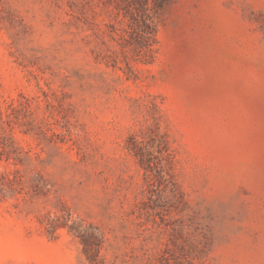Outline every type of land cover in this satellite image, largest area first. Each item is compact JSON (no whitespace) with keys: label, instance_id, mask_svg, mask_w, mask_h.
Here are the masks:
<instances>
[{"label":"rangeland","instance_id":"1","mask_svg":"<svg viewBox=\"0 0 264 264\" xmlns=\"http://www.w3.org/2000/svg\"><path fill=\"white\" fill-rule=\"evenodd\" d=\"M0 264H264V0H0Z\"/></svg>","mask_w":264,"mask_h":264},{"label":"trees","instance_id":"2","mask_svg":"<svg viewBox=\"0 0 264 264\" xmlns=\"http://www.w3.org/2000/svg\"><path fill=\"white\" fill-rule=\"evenodd\" d=\"M143 24H144V28L141 29L142 31L140 35L141 41H139V44L145 42L146 45L147 41H149L151 38H155L156 29L149 15H147L146 19H144Z\"/></svg>","mask_w":264,"mask_h":264}]
</instances>
